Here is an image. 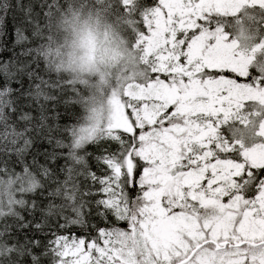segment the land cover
<instances>
[{"label":"snow or ice","instance_id":"1","mask_svg":"<svg viewBox=\"0 0 264 264\" xmlns=\"http://www.w3.org/2000/svg\"><path fill=\"white\" fill-rule=\"evenodd\" d=\"M94 6L125 45L78 130L105 138L96 195L48 245L41 217L80 216L38 207L0 236V264H264V0Z\"/></svg>","mask_w":264,"mask_h":264},{"label":"trees","instance_id":"2","mask_svg":"<svg viewBox=\"0 0 264 264\" xmlns=\"http://www.w3.org/2000/svg\"><path fill=\"white\" fill-rule=\"evenodd\" d=\"M61 7L62 0H0V189L12 197H0V236L32 227L38 207L56 204L80 216L61 213L60 224L51 213L41 217L37 243L45 245L57 228L83 227L78 209L96 195L92 182L103 172L106 148L104 137L77 143L90 123L82 117L83 90L40 55Z\"/></svg>","mask_w":264,"mask_h":264},{"label":"clouds","instance_id":"3","mask_svg":"<svg viewBox=\"0 0 264 264\" xmlns=\"http://www.w3.org/2000/svg\"><path fill=\"white\" fill-rule=\"evenodd\" d=\"M95 4L96 0H62L40 53L52 72L82 88L85 122H90L102 93L106 97L112 83L108 73L115 71L125 47L114 19L99 12Z\"/></svg>","mask_w":264,"mask_h":264}]
</instances>
